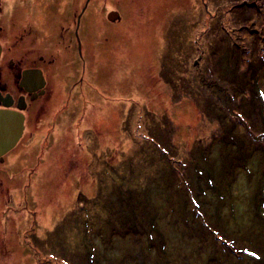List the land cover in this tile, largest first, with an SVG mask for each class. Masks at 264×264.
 Returning <instances> with one entry per match:
<instances>
[{
  "label": "rangeland",
  "instance_id": "374dc122",
  "mask_svg": "<svg viewBox=\"0 0 264 264\" xmlns=\"http://www.w3.org/2000/svg\"><path fill=\"white\" fill-rule=\"evenodd\" d=\"M88 21L86 90L58 66L2 176L8 264H264V0H92Z\"/></svg>",
  "mask_w": 264,
  "mask_h": 264
},
{
  "label": "flooded vegetation",
  "instance_id": "af4514ba",
  "mask_svg": "<svg viewBox=\"0 0 264 264\" xmlns=\"http://www.w3.org/2000/svg\"><path fill=\"white\" fill-rule=\"evenodd\" d=\"M91 7L92 0H0V109L15 111L24 117L15 145L0 153V219L6 218L7 206L13 203L2 176L11 173L15 179L18 175L14 171L24 161L20 143L32 128L28 126L29 118L36 123L45 113L39 109L33 112L32 106L59 84L58 66L63 68L60 85L67 89L68 97L76 89L86 90L92 47L83 35L87 32ZM44 140L47 142V138ZM43 156L44 146H40L39 160ZM9 159L16 160L13 171ZM30 174L27 179L35 174L34 168ZM9 253L12 251L4 246L0 264L9 263Z\"/></svg>",
  "mask_w": 264,
  "mask_h": 264
},
{
  "label": "water",
  "instance_id": "95a60500",
  "mask_svg": "<svg viewBox=\"0 0 264 264\" xmlns=\"http://www.w3.org/2000/svg\"><path fill=\"white\" fill-rule=\"evenodd\" d=\"M23 120L21 113L0 109V153L15 145L23 129Z\"/></svg>",
  "mask_w": 264,
  "mask_h": 264
}]
</instances>
